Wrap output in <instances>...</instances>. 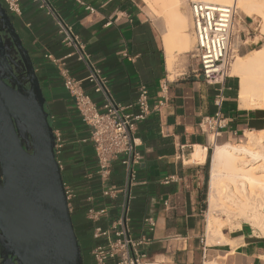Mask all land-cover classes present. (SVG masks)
I'll use <instances>...</instances> for the list:
<instances>
[{
  "label": "crops",
  "instance_id": "obj_1",
  "mask_svg": "<svg viewBox=\"0 0 264 264\" xmlns=\"http://www.w3.org/2000/svg\"><path fill=\"white\" fill-rule=\"evenodd\" d=\"M0 1L7 9L5 0ZM48 1L86 46L118 103L135 104L140 90H148L152 112L139 123L136 133L142 161L135 167L128 222L133 237L145 235L150 239L144 247L147 264H264V235L256 233L247 222L235 229L224 226L222 237L209 233L204 189L208 150L236 145L238 140L247 139L246 133L264 132V107L241 109L234 81L227 79L223 111L227 127L221 137L214 139L201 130L200 124L203 118L216 113L214 98L220 86L206 82L198 70L170 79L163 43L166 21L160 18L164 28L159 36L142 0ZM19 5L20 15L9 14L33 60L54 134L61 135L57 158L65 186L72 192L69 205L73 220L91 224L95 247L102 241L92 237L95 224L87 219V199L95 196L96 208L110 206L111 202L101 198L103 187L97 176L90 129L64 88L56 61L66 63L78 81H84L88 74L75 58L66 59L71 50L63 44L64 36L55 18L35 0H20ZM246 45L244 42V50H248ZM85 84L86 94L101 104L102 97ZM165 85L167 90L163 89ZM196 147L207 150L205 162H193ZM113 181L123 182L119 165L115 166ZM110 213L106 228L117 218L116 209ZM148 217L156 221L154 231L143 227ZM80 241L83 243V238ZM90 257L95 264L91 252Z\"/></svg>",
  "mask_w": 264,
  "mask_h": 264
},
{
  "label": "built area",
  "instance_id": "obj_2",
  "mask_svg": "<svg viewBox=\"0 0 264 264\" xmlns=\"http://www.w3.org/2000/svg\"><path fill=\"white\" fill-rule=\"evenodd\" d=\"M20 0H5L8 13L20 15ZM51 14L64 36L63 44L71 50L68 58H75L87 71V78L78 81L70 74L66 63L58 62L63 86L70 94L82 122L90 129V136L95 148L98 164L97 176L101 180V198L109 200L110 206L96 208L95 196L88 197L87 219L95 224L93 239L102 241L91 251L95 264H147V255L144 247L150 239L142 235L139 238L132 236L129 229V210L131 191L136 179L135 167L142 161L138 152L139 123L145 121L151 114L148 90L142 88L135 104L123 105L118 103L112 95L108 79L86 50V46L76 35L73 28L60 20L48 0H35ZM191 15V34L195 40L193 50L197 58L200 73L212 85L220 86L214 98L216 113L203 118L200 128L214 139L222 136L227 127L224 118L226 91L224 83L230 78L229 71L238 51L233 45V30L238 10L234 6L217 5L201 0H189ZM94 12L93 8H89ZM52 59V56H48ZM88 83L96 94L102 97L101 104L96 103L85 91ZM168 86L163 87L167 90ZM162 104H160L161 106ZM56 154L62 148L61 135L54 134ZM60 164V162H59ZM119 165L123 175V182L113 181L115 166ZM61 166V164H60ZM66 188L68 199L72 192ZM117 210V218L111 227H105V221L111 217V209ZM143 227L154 231L156 221L148 217L143 221Z\"/></svg>",
  "mask_w": 264,
  "mask_h": 264
},
{
  "label": "water",
  "instance_id": "obj_3",
  "mask_svg": "<svg viewBox=\"0 0 264 264\" xmlns=\"http://www.w3.org/2000/svg\"><path fill=\"white\" fill-rule=\"evenodd\" d=\"M8 48L20 56L18 80ZM39 77L0 1V264H84Z\"/></svg>",
  "mask_w": 264,
  "mask_h": 264
},
{
  "label": "bare ground",
  "instance_id": "obj_4",
  "mask_svg": "<svg viewBox=\"0 0 264 264\" xmlns=\"http://www.w3.org/2000/svg\"><path fill=\"white\" fill-rule=\"evenodd\" d=\"M142 1L153 6L156 9V16L166 21L167 29L163 35V43L167 65L172 72L177 55L190 51L188 22L182 12L183 0ZM201 1L234 6L247 17L257 16L263 21L262 34L264 35V0ZM230 71V77L239 80L240 108L246 110L263 108L264 47L248 57L237 58ZM245 135L246 145L215 146L211 155L212 175L208 197L211 210L208 231L213 237H222L221 229L224 226L240 228L242 222L250 223L261 231L260 236L264 235V179L256 175L264 173V132ZM206 156L207 150L196 147L192 160L195 163H203ZM256 191L260 193L256 194ZM216 212H222L225 218L216 217Z\"/></svg>",
  "mask_w": 264,
  "mask_h": 264
},
{
  "label": "rangeland",
  "instance_id": "obj_5",
  "mask_svg": "<svg viewBox=\"0 0 264 264\" xmlns=\"http://www.w3.org/2000/svg\"><path fill=\"white\" fill-rule=\"evenodd\" d=\"M188 2H189V0H183L182 1V12L185 15L186 20L188 22L187 23L188 24L187 34L190 37V44H189V50L190 51L186 52V53H182L181 55L180 54L177 55L176 61L174 63L173 71L170 74V79H175L176 77L181 76L182 74L190 75V74H193V71H197V70H198L197 73H200L198 60H197V58L194 57V54H193V50L195 48V40L191 34V15L189 12ZM143 8H144V11L146 12V14L148 15V17L154 21L156 28L158 30V34L160 36L161 30L164 28L163 19H160L156 16V14H155L156 9L153 6L151 7L149 4L144 3ZM243 20L245 21V23L243 22ZM262 24H263L262 19L258 18L257 16L247 17V16L241 14L238 10V15H237V18L235 20V27L233 30V35H234L233 36V45L237 51L239 49V51H238L239 53L236 54L235 60L237 58H240V57H248L253 52L260 50L264 47V35L262 34V26H263ZM240 34L243 35L242 38H241ZM244 42H247L246 46H247L248 50L243 49L244 48V46H243ZM235 60L233 61V63L235 62ZM233 63H232V65H233ZM232 65L230 68L231 70H232ZM230 74H231V71H229V75ZM229 79L234 81L233 84H234L235 90H236V99L238 100L239 80L234 78V77H230ZM256 134H258V133H256ZM218 144H222V142H219ZM235 144L239 145V146L244 145V144L246 145L247 139L245 140L244 138H242V139L238 140ZM213 151H214V146L212 147V149L208 150L209 159L205 165L206 177H205V181H204V189L206 192L207 200H208V194L210 192V182H211V175H212V173H211V155H212ZM256 175L260 176L261 178L264 179V173H257ZM252 192H253V190H252ZM259 193H260V191H256V194H259ZM228 206L231 207V205H228ZM207 209H208V215L210 216L211 208H210L209 201L207 202ZM215 215H216V217H220L221 219L225 218L224 214L222 212H216ZM248 224H250V223H248ZM252 227L254 228V230L256 232H260V234H262L261 231H258L259 229L257 230L254 226H252Z\"/></svg>",
  "mask_w": 264,
  "mask_h": 264
},
{
  "label": "trees",
  "instance_id": "obj_6",
  "mask_svg": "<svg viewBox=\"0 0 264 264\" xmlns=\"http://www.w3.org/2000/svg\"><path fill=\"white\" fill-rule=\"evenodd\" d=\"M74 226H75L76 234L79 239V243L82 247V255L84 259V264H94L90 257V252L92 248L94 247V244L91 239V231H92L91 224H89L88 222H84V221L77 224L74 221ZM81 238H83V243L80 241Z\"/></svg>",
  "mask_w": 264,
  "mask_h": 264
},
{
  "label": "flooded vegetation",
  "instance_id": "obj_7",
  "mask_svg": "<svg viewBox=\"0 0 264 264\" xmlns=\"http://www.w3.org/2000/svg\"><path fill=\"white\" fill-rule=\"evenodd\" d=\"M8 53H9L10 58H11L10 63L15 70V73L18 77V80L20 82H22V80H23L22 78L24 77L23 75L25 73V69H24V66L22 65V63L20 62V56L11 48H8Z\"/></svg>",
  "mask_w": 264,
  "mask_h": 264
}]
</instances>
